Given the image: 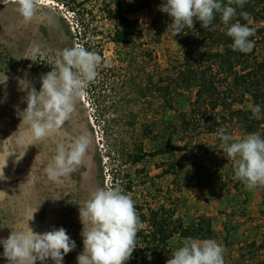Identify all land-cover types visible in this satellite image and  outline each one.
<instances>
[{"label":"rangeland","instance_id":"rangeland-1","mask_svg":"<svg viewBox=\"0 0 264 264\" xmlns=\"http://www.w3.org/2000/svg\"><path fill=\"white\" fill-rule=\"evenodd\" d=\"M98 4H94V12L100 26L109 32L112 26L100 18ZM16 7L13 0L6 4L0 0V239H7L11 231L31 229L42 234L63 227L76 244L64 256L63 264H77V256L83 252L80 205L97 187L113 185L114 175L123 179L129 174L135 182L130 195L135 202L158 206L172 195L180 198V214L186 219L202 215L211 218L215 232L212 240L225 247V264H264V248L249 246L253 242L264 246V187L253 191L234 189L235 179L228 171L233 161L225 156L222 142L216 133L208 131L205 121L201 129L189 132L179 127L181 118L177 116L191 111L189 96L179 97L175 109L168 110L157 95L147 90L149 76L166 69L170 60L180 56V44L171 35L155 42L148 33L156 4L130 15L136 30L142 32V38L136 39L134 49L129 50L140 55L137 63L121 65L120 49L102 39L105 67L100 65L97 80L77 101L75 113L55 139L37 142L32 141L22 122L27 96L32 88L40 91L41 77L53 69L58 53L79 44L75 38L77 22L67 7L51 0H45L27 24ZM33 46L41 50L35 61L26 58ZM147 50L152 51L153 61L142 55ZM122 52L125 57L127 52ZM260 55L264 58V50ZM170 121L178 126L175 135L167 129ZM220 122L233 140L247 135L239 122ZM147 128L156 135L162 133L180 149L148 157L134 166L128 156L137 151L139 143H143L146 153L163 146L161 138L153 141L145 137ZM84 131L92 138L84 163L62 183L50 181L45 169L52 162L57 143H68ZM21 133L24 142L18 144ZM174 164L186 167L170 171ZM166 170L170 174H165ZM182 242L175 238L172 250ZM0 264H8L2 244ZM43 264L54 261L49 258Z\"/></svg>","mask_w":264,"mask_h":264},{"label":"clouds","instance_id":"clouds-1","mask_svg":"<svg viewBox=\"0 0 264 264\" xmlns=\"http://www.w3.org/2000/svg\"><path fill=\"white\" fill-rule=\"evenodd\" d=\"M13 2L27 24L45 0ZM3 3H8V0H3ZM246 3L247 0H227L226 3L224 0H166L161 11L172 18L168 28L174 37L185 33L186 28H194V21H199L204 29L209 28L219 14L221 22L227 26V36L232 38V50L247 54L255 46L254 41L249 39L255 35V29L249 26L252 23L249 14L239 12V16L248 21L247 24L239 21L230 24L237 16V8L243 9ZM40 51L39 46H33L30 57L26 58L35 61ZM101 63L102 57L98 53L87 50L81 44L66 47L58 53L53 69L41 77L40 91L32 88L27 96L22 122L29 129L33 142L55 139L58 131L75 113L77 101L97 80ZM248 108L255 119H261V105L250 103ZM216 136L222 142L225 156L233 161L235 178L246 190L264 187V137L259 132H253L233 140L224 128H220ZM23 142L24 134L21 133L17 143ZM91 144L92 138L86 131L68 143L58 142L52 162L45 169L48 179L62 183L63 178L84 163ZM79 216L83 225V252L77 256V264H125L132 257L137 247V235L144 224L137 213L135 201L120 185L108 184L91 191L83 206L80 205ZM0 244L8 264H36V261L43 264L49 258L54 264H63L64 256L76 247L63 227L42 234L31 229L11 231L7 239H0ZM225 252V247L215 240L187 237L172 252L166 264H225Z\"/></svg>","mask_w":264,"mask_h":264},{"label":"trees","instance_id":"trees-1","mask_svg":"<svg viewBox=\"0 0 264 264\" xmlns=\"http://www.w3.org/2000/svg\"><path fill=\"white\" fill-rule=\"evenodd\" d=\"M51 1L67 7L68 11L73 13L77 22L75 38L87 50L95 51L102 57V67H105L102 39L111 41L120 49L118 62L121 65L137 63L140 55L129 50L134 49L136 39L142 38L139 35L142 32L136 30V23L130 20V15L155 3L157 11L148 33L155 42L164 35H171L180 44V56L170 60L166 69L153 72V75L149 76L147 90L157 95L164 108L168 110L175 109L179 97H190V113L177 116L181 118L179 127L183 131L201 129L206 122L208 131L217 133L222 128L220 121L223 123L236 121L242 125L246 134L259 132L264 137V58L260 55L264 50V0H247L243 9L237 8V16L230 21V24L236 21L247 24L248 21L240 17L239 12L245 11L249 14L252 21L249 26L255 29V35L249 39L254 41L255 46L247 54L232 50V38L227 36V26L221 22L219 14L209 28L204 29L199 21H194V28H186L185 33L174 37L168 28L172 18L161 11L166 0ZM96 2L99 3L100 18L112 26L109 32L103 29L104 26H100L99 16L94 12ZM122 51L127 52L125 57ZM142 55L150 61L154 60L152 51H144ZM250 103L261 105L260 120L253 117L248 108ZM166 125L167 129L173 131L172 135H175L178 129L176 123L170 121ZM145 131L147 139H154L153 141L162 139L163 146L154 153H146L143 143H139L137 151L128 156L132 165L138 166L148 157L156 158L180 149L174 146L171 140L162 136V133L156 135L151 128ZM185 167L174 164L169 169L182 170ZM170 171L166 170L164 173L170 174ZM228 171L235 179L234 189L245 187L235 178L233 165L229 166ZM113 181V185H120L126 194L134 193L135 182L129 174L123 179H118L117 175H114ZM170 197L171 199L164 200L158 206H152L146 201L135 202L144 227L137 235V247L132 257L125 264H166L171 258L173 252L171 242L175 238L179 237L182 241L187 237L206 240L215 236L211 218L202 215L193 220L186 219L184 214H180V198L174 199L172 195ZM243 216H246V212H243ZM228 234L227 230V236ZM257 244L253 242L249 246L264 248Z\"/></svg>","mask_w":264,"mask_h":264}]
</instances>
